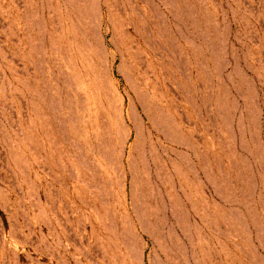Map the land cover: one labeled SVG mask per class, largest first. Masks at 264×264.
Segmentation results:
<instances>
[{
    "label": "rangeland",
    "instance_id": "obj_1",
    "mask_svg": "<svg viewBox=\"0 0 264 264\" xmlns=\"http://www.w3.org/2000/svg\"><path fill=\"white\" fill-rule=\"evenodd\" d=\"M0 264H264V0H0Z\"/></svg>",
    "mask_w": 264,
    "mask_h": 264
}]
</instances>
